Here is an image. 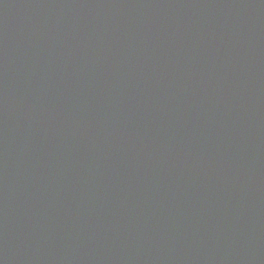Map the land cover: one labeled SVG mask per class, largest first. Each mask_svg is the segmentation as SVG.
<instances>
[{"label": "water", "instance_id": "obj_1", "mask_svg": "<svg viewBox=\"0 0 264 264\" xmlns=\"http://www.w3.org/2000/svg\"><path fill=\"white\" fill-rule=\"evenodd\" d=\"M0 264H264V0H0Z\"/></svg>", "mask_w": 264, "mask_h": 264}]
</instances>
